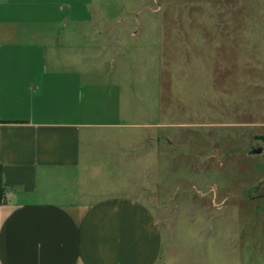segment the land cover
I'll return each mask as SVG.
<instances>
[{
  "label": "rangeland",
  "instance_id": "374dc122",
  "mask_svg": "<svg viewBox=\"0 0 264 264\" xmlns=\"http://www.w3.org/2000/svg\"><path fill=\"white\" fill-rule=\"evenodd\" d=\"M69 1L92 19L71 31L93 44L82 63L94 66L95 111L117 85L123 122L138 126L125 135L134 167L105 157L90 172L121 189L95 196L152 212L160 264H264V0ZM112 142L95 131L100 157Z\"/></svg>",
  "mask_w": 264,
  "mask_h": 264
},
{
  "label": "crops",
  "instance_id": "0c3cea01",
  "mask_svg": "<svg viewBox=\"0 0 264 264\" xmlns=\"http://www.w3.org/2000/svg\"><path fill=\"white\" fill-rule=\"evenodd\" d=\"M74 13L69 0H0V264H160L152 212L131 197L95 196L96 186L121 189L90 172L105 157L134 167L125 135L138 126L123 122L117 85L95 111L94 66L82 63L93 44L71 31L92 19ZM95 131L114 138L105 156Z\"/></svg>",
  "mask_w": 264,
  "mask_h": 264
},
{
  "label": "water",
  "instance_id": "95a60500",
  "mask_svg": "<svg viewBox=\"0 0 264 264\" xmlns=\"http://www.w3.org/2000/svg\"><path fill=\"white\" fill-rule=\"evenodd\" d=\"M255 154H262V151H256Z\"/></svg>",
  "mask_w": 264,
  "mask_h": 264
}]
</instances>
